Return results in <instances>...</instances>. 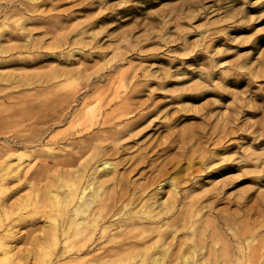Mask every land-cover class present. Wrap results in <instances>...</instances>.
Masks as SVG:
<instances>
[{"label":"rangeland","instance_id":"obj_1","mask_svg":"<svg viewBox=\"0 0 264 264\" xmlns=\"http://www.w3.org/2000/svg\"><path fill=\"white\" fill-rule=\"evenodd\" d=\"M90 106L110 118L92 133L117 152L103 156L110 213L79 251L85 233L53 241L38 202L65 173L54 162L92 142L72 128ZM0 155V264L264 260V0H0ZM166 199L165 214L130 223Z\"/></svg>","mask_w":264,"mask_h":264},{"label":"bare ground","instance_id":"obj_2","mask_svg":"<svg viewBox=\"0 0 264 264\" xmlns=\"http://www.w3.org/2000/svg\"><path fill=\"white\" fill-rule=\"evenodd\" d=\"M4 45V44H3ZM3 47V46H2ZM5 49V48H4ZM72 76V75H71ZM11 81V80H10ZM16 85V84H15ZM94 88V87H93ZM66 102V101H65ZM88 105V104H87ZM68 107V106H67ZM97 108V106H96ZM65 109V108H64ZM60 111V110H58ZM82 111V110H81ZM99 111V110H98ZM97 113V110L96 112ZM94 113V106H90L88 108H86V110L84 111V115L83 117L79 120V122H75V125L72 126V128L74 127L76 130V134L77 132H80V135L83 137V138H88V139H91L92 142L89 140V144H85V146H82L80 147V149L83 148V150L81 151V153L79 152V155H74V156H71L73 157L72 159L74 160H71L70 158H66V159H61L60 161H56L54 162V167L55 168H60V170L64 171V175L62 173V175H60L58 177V179H60L59 181V185H56V189H53L51 188L52 184H49V189H48V192L47 194L43 195V198L41 199V201L38 202V204L41 206L40 208H42V206L44 208H49V211L51 213V215L49 216L51 220V228H50V232L52 235V237L54 238L53 241L55 240V238L59 235H62L65 240H67L68 238L71 239V236L73 237H76V236H80L82 235L83 233H85V235L83 237H81V239H77L75 241V248L79 251H81L80 249H84L83 247L85 245H87V242L89 240V236H86V234L88 232H91V228L92 226L94 228H96V225L99 224L98 220L99 218L105 216L108 214L109 212V206L107 204H105V194H100L101 191H104V189L106 188L105 184L107 183V181L109 180H113L114 175V171L112 169V166L114 165L112 162L110 161H107V160H103V156L107 155L108 152L110 153H114V152H117V150H115L113 148V146H109L108 144H102L105 143L104 140L106 139V136L104 135H95L94 133H92V129L97 125V126H100V124H104L107 120H109L110 118L106 117V116H103L101 117L100 119L99 116L98 118L96 117ZM128 113V112H126ZM50 114V113H49ZM60 114V113H59ZM77 114V113H76ZM83 114V113H82ZM53 115V114H52ZM56 115V114H55ZM98 115L99 112H98ZM147 114H143V115H140L134 122L133 124L131 123V126L134 125L135 123H137L138 121H140L142 118L146 117ZM57 116H58V112H57ZM56 116V117H57ZM59 117V116H58ZM115 117V116H114ZM52 118V117H51ZM36 120H39V119H36ZM53 121V120H52ZM56 121V120H55ZM40 122V121H39ZM46 122V121H45ZM40 124V123H38ZM36 124V125H38ZM73 124V123H72ZM114 125V124H113ZM123 125V124H122ZM125 126V125H124ZM77 127V128H76ZM112 127V126H111ZM71 128V129H72ZM73 128V129H74ZM100 128V127H99ZM103 128V127H102ZM101 128V129H102ZM79 129V130H78ZM96 129V128H94ZM98 129V127H97ZM128 129V128H127ZM133 129V128H132ZM103 130V129H102ZM44 131V129H43ZM45 131H46V128H45ZM99 131V130H98ZM107 131V130H106ZM124 131V129H123ZM148 131V130H146ZM42 132V130L40 131V133ZM105 132V131H104ZM72 133V132H71ZM114 133V132H113ZM140 133V132H139ZM42 134V133H41ZM115 134V133H114ZM131 134V133H130ZM73 135H75L73 133ZM144 135V134H143ZM22 136V135H21ZM29 136V135H28ZM14 137V136H13ZM12 137V138H13ZM25 137V136H24ZM27 137V136H26ZM35 137V136H34ZM34 137H31V138H34ZM130 137V136H129ZM20 138V136H19ZM23 138V137H22ZM17 139V138H16ZM27 139V138H26ZM21 140V138H20ZM24 140V139H23ZM22 140V141H23ZM28 140V139H27ZM38 140V138H37ZM94 140H97V143H93ZM31 141V139H30ZM29 141V142H30ZM40 141V139H39ZM88 141V140H87ZM32 142V141H31ZM23 143V142H22ZM113 143V142H112ZM46 144V143H45ZM27 145V144H26ZM79 145V144H78ZM16 146V145H15ZM25 146V145H24ZM124 146V145H123ZM6 148V147H5ZM79 148V147H78ZM124 147L121 146V148H118V150L123 151ZM3 150V149H2ZM79 150V149H78ZM4 151V150H3ZM86 157H84V159H80L85 153H88ZM14 152V151H13ZM119 152V153H120ZM2 154V153H1ZM4 154V153H3ZM18 154V153H17ZM22 154V153H21ZM25 154V153H24ZM65 154V153H64ZM23 155V154H22ZM67 155V154H66ZM69 155V154H68ZM2 156V155H0ZM15 156V155H14ZM18 156V155H17ZM25 156V155H24ZM16 157V156H15ZM60 157V156H59ZM58 157V158H59ZM19 158H22V156ZM18 158V159H19ZM54 158V157H53ZM17 159V158H16ZM55 159V158H54ZM57 159V158H56ZM1 160V158H0ZM3 160V159H2ZM51 160V159H50ZM80 160L78 163V166H76L74 169H70L68 167H71L73 165H75L76 162H73V161H78ZM53 161V160H52ZM91 162H98L100 164H97L94 168L95 170L94 171H91L89 174V177L91 176L93 179H91V181H87V183L84 185L79 184L78 180L81 178V174L80 173H84V171L86 170V168L89 166V164ZM1 163V162H0ZM5 163V162H3ZM2 164V163H1ZM150 164V163H149ZM6 165V164H4ZM48 165V164H47ZM77 165V164H76ZM49 166V165H48ZM46 166V167H48ZM6 167V166H5ZM8 167V165H7ZM93 167V165H92ZM4 168V166L2 167ZM0 168V170L2 169ZM53 168V167H52ZM49 169V168H48ZM111 169H112V175H110L109 177H107L106 174L110 173L111 172ZM3 170V169H2ZM7 170V169H6ZM91 170V168H90ZM138 170H140V167H136L134 166L132 169H130L127 173V176H125V178H128L129 177V173H132L134 171L137 172ZM66 173H69L70 176L69 177H65ZM87 173V172H86ZM95 174H100L101 176H95L93 177ZM32 175V174H31ZM43 175V174H42ZM81 175V176H80ZM86 175V174H85ZM103 175V176H102ZM106 176V177H105ZM52 177V176H51ZM85 177V176H84ZM167 177V176H166ZM31 178V176H30ZM50 178V177H49ZM85 179V178H84ZM259 179V178H258ZM130 180V179H129ZM9 181V180H8ZM35 181V180H34ZM37 181V180H36ZM82 181V180H81ZM7 182V181H6ZM38 182V181H37ZM117 182V180H116ZM119 184H120V180H118ZM158 182V181H157ZM4 183V182H3ZM57 183V182H56ZM160 183V182H159ZM33 184V183H32ZM58 184V183H57ZM45 185V184H44ZM169 186L171 187L170 190L172 191L171 194L173 195L174 191L175 190V187L173 186V183H170L169 182ZM58 187H61L63 188L62 191H64L63 193H58ZM163 184L160 185V187L157 189V190H160L161 188H163ZM111 189V188H109ZM116 189V188H115ZM114 189V190H115ZM30 190V189H29ZM61 191V190H60ZM110 191V190H109ZM113 191V189H112ZM108 192V191H107ZM111 192V191H110ZM138 192V191H137ZM155 192V191H154ZM176 193V192H175ZM39 194V193H38ZM108 194V193H107ZM110 194V193H109ZM114 194V193H113ZM144 194V193H143ZM157 194V192H156ZM37 196V195H36ZM158 197V196H157ZM37 198V197H36ZM115 198V197H114ZM171 199V196L169 197ZM175 199V197H173ZM160 199V198H159ZM38 199H36L37 201ZM99 200V205L98 207H94V208H91V205L95 202H97ZM104 200V201H103ZM35 201V202H36ZM175 201V200H173ZM172 201V202H173ZM147 202V201H146ZM144 202V203H146ZM64 203V204H63ZM171 203V202H170ZM174 203V202H173ZM63 204V205H61ZM143 204V203H142ZM14 205V204H13ZM37 205V203H36ZM96 205V206H97ZM38 206V205H37ZM139 206V205H138ZM170 206H172L171 204H169V202H167V199L164 200L163 202H160V201H154L152 200L151 202L149 203H146V204H143L142 206H140L137 210H136V215L134 214H129L128 215V218H130V223L131 224H134V223H137V221H142V220H145L147 221V219H151V218H155L158 216L159 218V215L160 214H165L163 212L167 211V209H171ZM154 208H156V210H154ZM187 208V207H186ZM39 210V209H38ZM44 210V209H43ZM134 210V209H133ZM45 211H47L45 209ZM48 211V212H49ZM112 211V210H111ZM116 211V210H115ZM110 213V212H109ZM120 214V213H119ZM113 215V214H112ZM122 216V215H121ZM130 216V217H129ZM138 218L136 220V217ZM135 217V218H134ZM107 218V217H106ZM105 218V219H106ZM126 218V217H125ZM20 219V218H19ZM101 220V219H100ZM104 220V219H102ZM163 220V219H162ZM164 221V220H163ZM253 221V220H252ZM23 222V221H22ZM47 222V221H46ZM101 222V221H100ZM207 222V221H206ZM140 223V222H139ZM138 223V224H139ZM147 223V222H146ZM163 223V222H162ZM208 223V222H207ZM141 224V223H140ZM164 224V223H163ZM162 224V225H163ZM100 225V224H99ZM123 225V224H122ZM121 225V226H122ZM128 225V224H127ZM144 225V224H143ZM104 226V225H102ZM108 226V225H107ZM110 226V225H109ZM125 226V225H124ZM139 226V225H138ZM151 226V225H150ZM157 226H159L160 228V224ZM165 226V225H163ZM135 227V226H133ZM142 227V226H141ZM166 227V226H165ZM3 228V227H2ZM98 228V227H97ZM101 228V227H100ZM105 228V227H103ZM107 228V227H106ZM152 228V227H151ZM110 229V228H109ZM163 229V228H162ZM107 230V229H106ZM136 230V229H135ZM146 230V229H145ZM148 230V229H147ZM154 231V229H152ZM161 230V229H160ZM99 231V230H98ZM97 231V232H98ZM149 231V230H148ZM156 231V230H155ZM159 231V230H158ZM258 231V230H257ZM105 232V231H104ZM103 232V233H104ZM145 232V231H144ZM96 233V232H95ZM146 233V232H145ZM144 234V233H143ZM45 235V233H44ZM43 235V236H44ZM117 235V234H116ZM146 235V234H145ZM159 235V234H158ZM48 236V235H47ZM125 236V235H123ZM46 237V236H45ZM93 237V236H92ZM37 238V237H36ZM98 238V237H97ZM116 238V237H115ZM159 238V237H158ZM47 239V238H46ZM252 239V238H251ZM62 240V238H61ZM73 240V238H72ZM112 240V239H111ZM117 240V239H116ZM42 241V240H41ZM46 241V240H45ZM90 241V240H89ZM92 241V240H91ZM115 241V240H114ZM56 242V241H55ZM116 242V241H115ZM92 243V242H91ZM90 243V244H91ZM42 244V243H41ZM48 244V243H47ZM61 244V243H60ZM163 244V243H161ZM45 245V244H44ZM65 245V244H63ZM62 245V246H63ZM47 246V245H46ZM56 246V245H55ZM68 246V245H67ZM71 246V245H70ZM150 246V245H149ZM48 247V246H47ZM87 247V246H86ZM134 247V246H133ZM138 247V246H137ZM72 248V247H71ZM160 248V247H159ZM158 248V249H159ZM6 249H11V248H5ZM63 249V248H62ZM70 249V248H69ZM103 249V248H102ZM133 249V248H132ZM74 249H72L73 251ZM88 250V249H87ZM144 251V249H142ZM149 250V249H148ZM167 250V249H166ZM10 251V250H9ZM71 251V250H70ZM69 251V252H70ZM12 252V251H11ZM92 252V251H91ZM108 252V251H107ZM110 252V251H109ZM140 252V251H139ZM195 250L192 249L191 250V253L194 254ZM6 253V251H5ZM10 253V252H9ZM9 253H7V257L9 256ZM62 253V252H61ZM60 253V255H61ZM106 253V252H105ZM12 255V253H10ZM59 254V253H58ZM138 254V253H137ZM52 255V254H51ZM59 255V256H60ZM63 255V254H62ZM65 255V254H64ZM144 255V253H143ZM153 255V254H152ZM5 256V255H4ZM3 256V257H4ZM133 256V255H132ZM167 256V251H164L162 253L158 252V254H154L153 256H150V259L151 261H149V264H161L163 260H165V257ZM197 256V255H196ZM246 256V255H245ZM58 257V256H56ZM79 257V256H78ZM96 257V256H95ZM99 257V256H98ZM130 257V256H129ZM135 257V256H134ZM134 257H131L134 259ZM222 257V256H220ZM11 258V257H10ZM60 258V257H59ZM91 258V257H90ZM97 258V257H96ZM142 258V257H141ZM185 258H187V255L185 256ZM9 259V258H8ZM12 259V258H11ZM79 259V258H78ZM95 259V258H93ZM124 259V258H123ZM126 259H127V256H126ZM137 259H138V256H137ZM143 259V258H142ZM149 259V260H150ZM239 259V258H238ZM7 260V258L5 259V261ZM15 260V259H14ZM57 260V259H56ZM62 260V259H61ZM64 260V259H63ZM68 260V259H67ZM75 260V259H74ZM132 259H130L131 261ZM217 260V259H216ZM249 260V259H248ZM250 264H264V260H259V258H257V256H250ZM71 261V260H69ZM87 260H81L77 263H82V264H88L86 262ZM106 261V260H105ZM104 261V262H105ZM130 261H127L126 263H129ZM182 261V260H181ZM7 262H9L7 260ZM55 262V261H54ZM58 262V261H57ZM104 262H94V264H106ZM121 262V260H120ZM137 262V261H135ZM141 262V264H147V260L145 261L142 260V261H139ZM147 262V263H146ZM187 262V261H186ZM257 262V263H256ZM13 264H16V262L14 263L12 261ZM41 263V262H40ZM63 263V262H62ZM122 263V262H121ZM125 263V261H124ZM194 263V262H193ZM244 263V261H243ZM92 264V263H91ZM109 264H118L117 262H109ZM135 264V263H133ZM186 264V263H185ZM231 264V263H230Z\"/></svg>","mask_w":264,"mask_h":264}]
</instances>
